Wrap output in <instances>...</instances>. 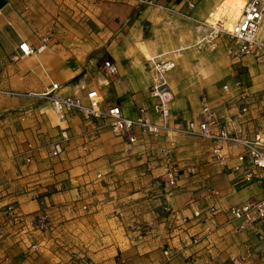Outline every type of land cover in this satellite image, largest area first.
Here are the masks:
<instances>
[{"label": "crops", "instance_id": "1", "mask_svg": "<svg viewBox=\"0 0 264 264\" xmlns=\"http://www.w3.org/2000/svg\"><path fill=\"white\" fill-rule=\"evenodd\" d=\"M156 1L160 6L138 8L128 0H0V264H117V256L126 264H264V231H235L233 223L227 224L226 209L262 192L260 183L247 184L229 168L234 158L227 165L213 162L209 142L194 136L138 132L137 142L129 145L108 126L80 113L58 119L49 100L37 95L58 83L57 95L86 102L87 92L96 90L102 108L118 103L123 115L133 119L151 103L147 57L155 56L174 62L167 75L172 123L197 117L200 111L194 115L186 107L188 100L208 90L215 102L220 88L227 93L222 90L227 83L218 90L193 71L199 58L190 59L186 52L180 57L194 46L197 34L165 30L167 18L176 25L181 22L177 17L192 10L187 0ZM219 1L199 0L197 21L206 19ZM235 2L234 10H240L243 3ZM227 4L225 0L221 6ZM214 15L224 19L227 13L218 10ZM200 30L199 38L203 25L196 28ZM262 30L264 26V37ZM46 36L49 40L36 56H18L21 41L36 48ZM221 36L214 49L208 47L213 55ZM104 59L114 62L115 75L103 71ZM242 93L248 95L250 108L251 94L239 89L224 98L228 109H220L224 118L218 117L230 132L252 136L264 131V125L257 120L253 127L244 115L233 116ZM146 115L156 120L152 113ZM62 128L70 139L61 155L52 157L50 144ZM170 141L179 169L175 187L161 178L163 151ZM29 145L34 151L26 163ZM239 150L231 147L233 155ZM5 203L24 214L46 211L50 229H21L4 217ZM211 205L221 211L208 222L213 230L207 238L205 223L189 219L182 224L181 218ZM194 237L201 238L191 244ZM30 243H37L38 250Z\"/></svg>", "mask_w": 264, "mask_h": 264}, {"label": "built area", "instance_id": "2", "mask_svg": "<svg viewBox=\"0 0 264 264\" xmlns=\"http://www.w3.org/2000/svg\"><path fill=\"white\" fill-rule=\"evenodd\" d=\"M138 6H160L156 0H130ZM225 0H220L214 9L208 14L203 22L205 33L200 38V43L214 49L217 46L218 38L226 35L235 46V52L239 55L257 54L259 50L264 49V38H260L259 28L264 22V0H244L239 14L233 20L220 19L213 22L211 19L214 13ZM193 7V4H189ZM214 18V17H213ZM212 20V21H211ZM49 37L40 39L41 44L34 48L27 41H21L18 44L19 57L36 56L44 49ZM151 63L150 74L152 83L148 87V96L151 103L139 109L140 115L136 118H129L123 115L120 104L114 103L108 107L102 108L101 96L96 90H89L86 94L87 101L79 97L60 96L58 83H51L50 88L45 89L38 96L48 99L52 109L58 119H65L66 115L71 112L80 113L86 120H96L103 122L108 126L111 132L118 137L125 139L126 143L133 145L138 140V132L156 136L166 133L169 136H194L209 142V154L215 163L227 165L228 161L235 159V163L229 168L238 173L240 179L247 184L258 182L261 184L262 192L260 196H255L249 200L230 206L225 210L227 224L233 223V230L247 231L258 227L264 231V131H257L252 136H247L241 132L232 133L223 124L220 118L215 114L209 103L203 96L200 106V113L197 117L184 121L183 123H172V93L168 82L167 74L173 69L174 62L160 57H147ZM102 69L107 75H115L117 68L111 59H105L102 63ZM81 90H86L84 84L80 85ZM224 92L229 91L228 84L222 86ZM12 95L11 92H5ZM238 102L242 112L249 109L248 95L242 93L238 97ZM150 112L155 115L156 120L146 113ZM70 136L65 128L60 129L57 139L50 144V155L58 157L63 152L64 145L69 141ZM231 147H238L240 150L233 155ZM85 150L86 147H83ZM174 142L170 141L169 147L164 149L165 171L161 178L170 186L177 185L179 169L172 159ZM33 146L27 148L26 160L30 161ZM194 173L193 169H188ZM101 178V174H97ZM214 195L217 191H212ZM86 209V207H83ZM221 209L211 205L206 209H197L193 211L191 218H181V222L186 223L189 219H196L205 223L203 238H207L212 227L208 223ZM4 217L21 229L26 231L45 232L50 229L51 221L48 213L39 210L34 213L24 214L13 203H5L2 207ZM206 215L203 217V215ZM135 233V232H134ZM201 237L191 239V244H196ZM30 248L37 251V243H30ZM164 255L169 256L165 251ZM117 264H126L125 260L119 256L116 257Z\"/></svg>", "mask_w": 264, "mask_h": 264}, {"label": "rangeland", "instance_id": "3", "mask_svg": "<svg viewBox=\"0 0 264 264\" xmlns=\"http://www.w3.org/2000/svg\"><path fill=\"white\" fill-rule=\"evenodd\" d=\"M191 1L194 2H190L188 0L186 1L187 4H193L192 8L189 7L192 10L188 11L187 16L185 15L180 18L177 17L176 19L181 20V22L176 25L172 24L174 26L171 25V17L167 18V21H169V23H167V26L165 28V30L170 32L180 31L184 34H197L194 40V46L190 49H186L184 51V54L182 53L180 57L187 53L186 55L190 59L196 60V58H199V63L197 67L193 69V71L196 70L197 74L203 75L206 80H209L210 85H213V87L218 88V90L222 86V84H229V91L227 93H223L220 88V92L217 95L219 97L216 96L217 99H215V102H213L214 99L208 90V94L204 95L206 101L209 103V105L214 110L217 116H221L220 109L224 110L223 108H227V104L223 103L224 98L231 93H235L239 89H244L245 91H248L251 94V99H253V103L246 112H242L241 107H238L233 116L241 117L239 114L244 115V117L248 118L247 122L253 123V127L256 126L255 122L257 120L259 121V124L264 125V49L259 50L256 55L236 54L233 41H231L226 35H223L221 37H223L224 39H222V42L216 50L217 53L213 55L212 51L209 50L205 44L200 43L199 41V43H196V41L200 39L199 37L202 31L200 30L199 32H197L196 28L203 25L202 22L205 21V17H201V21H197L199 17L196 15L194 9L198 7L199 0ZM239 2L242 4L244 3V0H239ZM236 4V2L233 3V0H228L227 8H225V6L220 5L218 10L223 11L224 14L227 13L224 19L233 20L237 17L235 13L240 10H234ZM140 7L141 6H138V8ZM71 10L73 9L71 8ZM222 17L223 15L221 16V18ZM217 19L220 20L219 18ZM151 20H154V15L152 16ZM152 34H155L154 26H152L151 28V35ZM152 36L154 37V35ZM260 38L264 37L260 36ZM153 41L148 42L152 43ZM201 58L204 60V62H201ZM202 98L203 96H197L188 100V106L186 107L191 108L194 112V115H196L200 111ZM100 123L103 124V122L101 121ZM26 154L27 150L24 153L25 158L23 157V161L26 163H30L31 159L29 162H27Z\"/></svg>", "mask_w": 264, "mask_h": 264}, {"label": "bare ground", "instance_id": "4", "mask_svg": "<svg viewBox=\"0 0 264 264\" xmlns=\"http://www.w3.org/2000/svg\"><path fill=\"white\" fill-rule=\"evenodd\" d=\"M242 6H243V5H242ZM214 16H215V17H214ZM214 16H213L214 18L212 17L213 19L211 18V19L213 20V22L218 21V19H217V17H216L217 15H214ZM215 18H216V19H215ZM212 20H211V21H212ZM262 26H264V22H262V24H261V26H260V28H259V32H258L259 36H261V35H260V30H261ZM261 32L264 33V30H262ZM261 37H262V36H261ZM41 51H42V50H41Z\"/></svg>", "mask_w": 264, "mask_h": 264}]
</instances>
